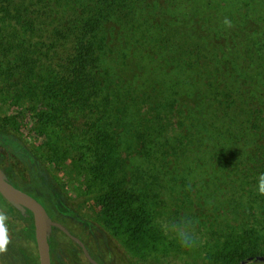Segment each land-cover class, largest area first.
<instances>
[{
  "label": "trees",
  "instance_id": "obj_1",
  "mask_svg": "<svg viewBox=\"0 0 264 264\" xmlns=\"http://www.w3.org/2000/svg\"><path fill=\"white\" fill-rule=\"evenodd\" d=\"M0 167L101 264H264V0H0ZM0 211V264H38L32 213ZM70 244L90 264L56 227L51 264Z\"/></svg>",
  "mask_w": 264,
  "mask_h": 264
},
{
  "label": "water",
  "instance_id": "obj_2",
  "mask_svg": "<svg viewBox=\"0 0 264 264\" xmlns=\"http://www.w3.org/2000/svg\"><path fill=\"white\" fill-rule=\"evenodd\" d=\"M0 194L9 202L22 216L28 215V210L32 213L34 228V239L38 256V264H51L49 239L52 228L56 227L62 231L70 240L75 242L80 248L90 264H101L94 259L84 242L72 234L62 223L53 220L47 213L44 206L28 192L14 186L7 178L4 170L0 167ZM253 257H248L238 264H245ZM255 261H264V256L254 257Z\"/></svg>",
  "mask_w": 264,
  "mask_h": 264
},
{
  "label": "rangeland",
  "instance_id": "obj_3",
  "mask_svg": "<svg viewBox=\"0 0 264 264\" xmlns=\"http://www.w3.org/2000/svg\"><path fill=\"white\" fill-rule=\"evenodd\" d=\"M31 127L32 126H31V123L29 122V120L25 119L24 123L22 124V132L27 137V140L29 142H31V144H33V145L39 144L41 141V136L39 134H37L36 132H34V133L32 132L33 134L36 133L35 136L32 133H29L28 129H31ZM43 151H45V150H43ZM40 155L42 157H46L45 153H40ZM55 174L57 177H60L62 175V173L59 171H55ZM96 206H97V202H88L82 206L81 213L83 215L87 216L88 218H90V217L94 218L95 217L94 209ZM50 217L53 218L51 214H50ZM98 236H99L98 243L103 245L104 241L102 240L101 234L99 233ZM57 237L61 240H64V238L61 235H57ZM111 247H112L111 249H108V248L105 249L104 246H101V248L98 250L97 247L92 246V249H93L94 253L99 257H101L103 255L102 257H109L110 256L111 258H113V264H151V259H148L144 263L140 260V258H138V256H132L131 254H129L126 251L121 253L117 248H115V246L111 245ZM89 249H91V248L89 247ZM69 250H70L71 254L76 258V260H79V264H87L86 261H84V259H82L81 253L75 245L70 244ZM109 250H111V251H109ZM102 253H104L105 256ZM161 258H162L160 260L161 263L165 262L166 264H183L182 261L177 256L171 255L167 259H164V257H161ZM194 264H202V263L198 261Z\"/></svg>",
  "mask_w": 264,
  "mask_h": 264
},
{
  "label": "clouds",
  "instance_id": "obj_4",
  "mask_svg": "<svg viewBox=\"0 0 264 264\" xmlns=\"http://www.w3.org/2000/svg\"><path fill=\"white\" fill-rule=\"evenodd\" d=\"M226 23H228L226 21ZM258 192L261 195H264V173L259 177L258 182ZM8 219L6 213L0 211V253L7 251V245L9 243L8 229L5 224V221ZM178 235L180 237L181 243L183 246L191 247L193 244V238L186 232L178 230Z\"/></svg>",
  "mask_w": 264,
  "mask_h": 264
}]
</instances>
